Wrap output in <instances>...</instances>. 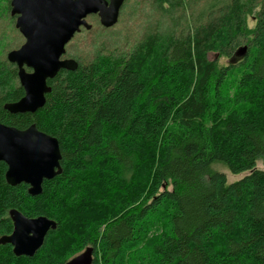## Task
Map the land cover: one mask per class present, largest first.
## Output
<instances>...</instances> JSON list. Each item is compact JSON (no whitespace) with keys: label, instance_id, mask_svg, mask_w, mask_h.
<instances>
[{"label":"trees","instance_id":"1","mask_svg":"<svg viewBox=\"0 0 264 264\" xmlns=\"http://www.w3.org/2000/svg\"><path fill=\"white\" fill-rule=\"evenodd\" d=\"M184 1L154 0L174 19L124 51L73 58L35 112L3 108L24 91L0 57V123L55 137L62 169L31 196L0 161V237L10 209L55 222L32 256L0 244V264H64L86 247L91 264H264V0H213L189 22ZM215 163L247 174L228 182Z\"/></svg>","mask_w":264,"mask_h":264},{"label":"water","instance_id":"2","mask_svg":"<svg viewBox=\"0 0 264 264\" xmlns=\"http://www.w3.org/2000/svg\"><path fill=\"white\" fill-rule=\"evenodd\" d=\"M124 0H10L14 26L24 38L17 48L7 52L6 59L16 66L23 95L5 103L10 113L35 112L50 91L47 80L59 70H74L77 62L63 57L65 46L81 28L90 29L86 21L96 14L103 27L113 26ZM245 46L235 55H242ZM60 149L57 139L38 130L35 124L17 129L0 123V161L6 164L5 181L9 185L27 184V192H41L44 179L61 173ZM13 229L0 237V244L9 243L16 256H32L42 245L45 234L55 222L45 216L26 217L16 209L9 210ZM93 248L86 247L64 264H91Z\"/></svg>","mask_w":264,"mask_h":264},{"label":"rangeland","instance_id":"3","mask_svg":"<svg viewBox=\"0 0 264 264\" xmlns=\"http://www.w3.org/2000/svg\"><path fill=\"white\" fill-rule=\"evenodd\" d=\"M217 1V0H216ZM259 1V0H257ZM213 0H185L183 9L186 21L189 22L192 13H197L206 3H212ZM164 7H168L165 4ZM116 24L108 29H104L99 23L96 14H90L86 21L91 24L90 29L81 28L76 32L65 46V58H78L82 62L89 61L97 52H120L124 51L129 45L139 39L149 28L160 26L166 28L170 23L167 21L174 19V12H165L156 7L154 0H126L121 7ZM192 12V13H191ZM0 16V57L6 59L8 51L17 49L24 38L14 26L15 15ZM179 20L176 21V24ZM249 26L254 24L252 15L247 16ZM243 44H240V47ZM238 48L236 49V51ZM242 55L231 56L232 63H236ZM258 167L261 164L258 163ZM213 168L225 174L228 182L241 179L247 172L233 174L229 172L222 164L215 163Z\"/></svg>","mask_w":264,"mask_h":264},{"label":"bare ground","instance_id":"4","mask_svg":"<svg viewBox=\"0 0 264 264\" xmlns=\"http://www.w3.org/2000/svg\"><path fill=\"white\" fill-rule=\"evenodd\" d=\"M17 101V100H16ZM15 102V101H14ZM4 178H5V173H4ZM10 217V216H9ZM11 219V218H10ZM12 221V220H11ZM79 254V253H78ZM77 255V254H76ZM75 256V255H74Z\"/></svg>","mask_w":264,"mask_h":264}]
</instances>
